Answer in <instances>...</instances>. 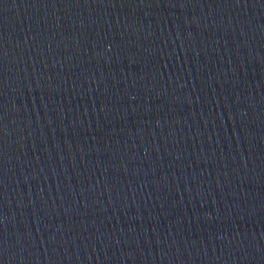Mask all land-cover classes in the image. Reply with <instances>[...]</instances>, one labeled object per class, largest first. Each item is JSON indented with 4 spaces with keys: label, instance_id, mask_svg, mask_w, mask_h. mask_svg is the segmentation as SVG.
Masks as SVG:
<instances>
[{
    "label": "water",
    "instance_id": "1",
    "mask_svg": "<svg viewBox=\"0 0 264 264\" xmlns=\"http://www.w3.org/2000/svg\"><path fill=\"white\" fill-rule=\"evenodd\" d=\"M0 264H264V0H0Z\"/></svg>",
    "mask_w": 264,
    "mask_h": 264
}]
</instances>
